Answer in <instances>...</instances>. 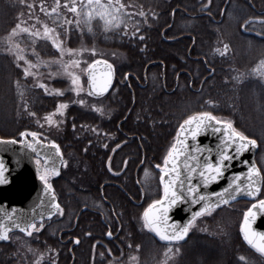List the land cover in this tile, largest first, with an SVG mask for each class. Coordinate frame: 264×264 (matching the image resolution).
<instances>
[{"label": "trees", "instance_id": "1", "mask_svg": "<svg viewBox=\"0 0 264 264\" xmlns=\"http://www.w3.org/2000/svg\"><path fill=\"white\" fill-rule=\"evenodd\" d=\"M36 2L0 0V40L7 36L18 19L29 17L32 9L29 10L27 5H36ZM124 2L128 3V0ZM226 2L212 0L208 5L207 0H131L133 5H143V10L148 13L147 22H144V18L136 19L141 21L139 27L143 40L137 37L127 39L116 32L103 33L99 25L94 24L93 33L85 30L79 35L73 32L68 44L75 48L84 43L88 47L94 45L123 54L125 63L118 69L120 78L102 98L105 100V110L125 115L132 109L130 114L134 124L160 126V133L164 134L167 142L166 151L179 125L188 115L210 111L233 121L237 129L258 141L260 149L255 159L264 172L261 166L264 159V80L253 71L264 60V36L259 35L264 32V0H230L228 6ZM136 10L139 11V8ZM20 13L24 15L21 17ZM225 44L229 46L228 51L221 55ZM216 49H220V52ZM36 50L45 58L57 55L46 41H38ZM188 57L198 60L191 62ZM162 64L165 66L166 85H174L181 71L189 72L198 83L204 76L208 78L201 91L194 93L188 87V76L182 74L178 91L166 95L161 88ZM206 67L210 72L206 71ZM126 74H130L131 83L135 79L143 83L146 75L147 86H134L130 91L125 84ZM17 79L23 86L22 98L15 85ZM131 93L134 94L133 98ZM63 101L65 98L44 95L41 89L23 78L21 69L13 59L0 51V137L19 139V133L25 130L39 134L36 120L46 117ZM209 101L214 103L210 104ZM31 112H35L36 116L30 115ZM67 117H71V121L68 120L64 133L55 139L62 150H68L66 143L68 145L69 142L96 139L90 133L82 134L81 131L83 126L97 128L100 121L96 113L72 106ZM89 182L93 185L98 181L89 178ZM58 184L55 188L63 206V179H59ZM79 184L71 183L75 189L80 188ZM239 204L249 205L251 202H230L215 211L216 214L207 218L205 223L210 228L220 225L221 229V226H225L222 215L229 207ZM228 211L231 213L232 210ZM139 214L138 211L134 212L131 226L133 255L139 256V264H156L162 259L167 243L160 242L152 232L141 228ZM232 227L217 235L190 232L184 242L173 244L180 251L169 264H264V256L243 239L239 223ZM137 244L140 245L138 250L135 247ZM240 255L248 260L239 261Z\"/></svg>", "mask_w": 264, "mask_h": 264}, {"label": "snow or ice", "instance_id": "2", "mask_svg": "<svg viewBox=\"0 0 264 264\" xmlns=\"http://www.w3.org/2000/svg\"><path fill=\"white\" fill-rule=\"evenodd\" d=\"M24 3V0H21ZM208 5H211L212 0H207ZM27 7L31 10L36 5L28 4ZM139 8V11L134 13V9ZM39 10L45 14V16L52 18V24L45 21H41L39 17H33L31 11H29V18L33 19L35 23L31 26L27 24L25 20H19L9 30L6 38L4 39L5 52L11 53L14 57V63L22 71L23 78H33L36 83L35 87L43 89L45 93H49V85L40 78L41 73L38 71L43 66L51 67L52 64L59 66V73H51L52 76L64 75L70 81L71 91L74 92L78 97L83 92H88L89 95L95 97H102L104 94L109 92V89L113 86V79L115 76V69L107 61L103 63L107 66L108 71L102 80H98L93 68L100 61L93 60L88 63L86 60L84 63L86 67L81 69L88 74V87L85 88L81 81V76L77 74L76 69L81 68L82 60L84 59L83 54L88 52L95 54V48L79 47L72 48L65 45V39L68 37L69 32L74 26L76 30L83 33L85 30L88 33L94 32V22L99 23L105 32L119 31L123 26L122 35L137 37L140 40L144 39L140 33L141 21L136 20L135 17L139 16L144 18V22H147L148 13L143 10V5H133L131 0L125 3L124 0H55V6L50 7L45 11V0H40ZM67 13L72 14V19L68 18ZM24 13H20L22 17ZM155 15V13H152ZM135 21V23H132ZM247 23V22H246ZM39 24L40 27H37ZM84 27H81V25ZM132 27L131 32L128 31L129 27ZM62 30V31H61ZM23 34H27L28 38L32 41L31 48L22 47L18 42V37H22ZM264 36V32L259 33ZM63 37V38H62ZM39 40L49 41L51 46L58 51V55L44 60L39 56L36 50V44ZM228 45L223 46V52L221 55L228 51ZM220 52V49H216ZM28 53H31L34 59H30ZM67 57V59H65ZM253 71L264 78V60H261ZM239 79V77H237ZM17 91L21 98L23 97V86L19 79L15 81ZM51 94L63 96L64 92L59 89H53ZM77 103L84 105L85 99L81 98L76 101ZM209 103H214L209 101ZM27 108V103H25ZM97 112L103 113V105L96 106L92 105ZM68 108L67 102H60L53 113H49L45 119L49 124H56L59 126V120L53 119V117L59 113L63 116L64 111ZM30 115L36 116L35 112H31ZM218 126V127H217ZM76 125L73 124V128ZM213 128L215 132H223L224 149L234 148L235 154H230L229 151L220 149L218 158L213 159L209 155L206 159H201L202 149L197 146L194 149L188 145V137L190 136L193 140L202 131H207L208 128ZM29 135L36 138L35 143L28 140ZM19 136L23 137V140L17 141L14 138L11 140H5L0 137V143H22L26 144L27 147L31 148L33 152L38 151L37 144H43V141L39 139L37 132H31L25 130L19 133ZM50 145L55 149L61 157L63 153L60 152V146L53 140L50 141ZM119 147V145H117ZM258 147L257 140L246 135L234 126L233 121L218 118L210 111L196 112L188 115L183 122L179 125V130L175 142L171 145L167 155L163 160L162 165H156L158 169H161L162 174L160 181L163 184V195L160 199L153 200L148 204L147 208L142 214V225L150 232L154 233L161 241L167 242L164 248L162 259L157 261L156 264H169V261L179 253L180 249L173 248V242H179L188 236L189 232L196 223L197 218L204 215H211L216 209L220 208L221 205H229L230 202H234L238 197L240 198H252L254 202L247 207L246 211L243 212L242 223L240 225V231L243 233V239L256 250L261 256H264V231H258L253 227L254 222L258 217H264V172L261 168L256 165L253 161L248 167L247 172H241L233 176L227 187L223 188L220 192H204L201 193V187H207L213 181L221 179L225 171L229 168V161L236 159L238 155L243 154L250 149ZM203 151L210 152V149H204ZM183 157L181 164L180 158ZM52 157L45 155L44 160L47 162ZM40 163L39 160L36 161ZM65 165L67 161H64ZM245 164L249 161L245 160ZM183 167L187 170L188 186L186 191L192 199L201 206L198 211H194L191 218L185 223L174 221L170 212L172 209L186 201L185 195L180 192L179 188H185V182L180 179L182 172L180 168ZM59 175L58 169H49L45 167L41 172L40 179L46 185L45 191H51L53 197L52 208L53 212H49L48 215L51 217L56 212L63 215V209L60 204L55 201V190L52 184L49 183V175ZM198 176L199 182L192 183L191 177ZM168 177V179H166ZM243 177V179H241ZM7 183V179L4 177V166L0 162V184ZM215 197V200L212 197ZM44 217H40V221H43ZM172 221V223H169ZM13 227L21 229L26 232L28 236H32L33 231H39L44 228V223H39L35 219L24 220L19 223H15ZM11 228L5 224L0 223V240H8ZM90 235V234H89ZM113 233L107 232V236L111 237ZM79 243V239L76 240ZM132 247L131 244L128 245ZM136 249L140 248L137 244ZM31 250V249H30ZM111 252V249H107ZM123 254V253H122ZM47 253L40 252L34 264H42ZM101 257L104 253L99 254ZM130 264H139V256L132 255L128 257ZM238 260L245 262L248 260L244 255H240ZM51 264H55L52 260ZM250 264V262H248Z\"/></svg>", "mask_w": 264, "mask_h": 264}, {"label": "flooded vegetation", "instance_id": "3", "mask_svg": "<svg viewBox=\"0 0 264 264\" xmlns=\"http://www.w3.org/2000/svg\"><path fill=\"white\" fill-rule=\"evenodd\" d=\"M188 60L197 62L198 59L188 57ZM161 66V88L166 95H173L178 91L182 74L188 76V87L194 93L201 91L208 78L204 76L198 83L189 72L181 71L177 74L174 85H166L165 66ZM207 70L210 72L208 67ZM119 78L118 70L115 69L112 88ZM125 84L130 91L134 86L144 88L147 86V76L145 75L143 83L138 79L131 83L130 74H126ZM131 94L133 98L134 94ZM131 112L132 109L124 115L104 110L103 114H97L100 121L97 125L98 140L74 141L68 145L66 143L67 151L60 147V152L63 153L61 172L59 175L50 174L49 177L63 209V215L60 216L58 212L51 220L36 221L38 226L43 222L44 228L38 232L33 231L32 236H28L24 231H13L9 233L8 240H0V264H20L26 256L32 259V255L38 251L49 254L50 260L45 264H51L52 260L55 264H102L114 254L121 255L133 250L131 226L134 212L140 213V222L141 214L150 200V191L154 190L157 184L163 195V184L161 182L160 187L157 179V175L162 174V171L156 165L163 164L168 150H165L167 142L164 140V134L160 133L161 127L150 124L136 125L133 123ZM134 130L140 133H133ZM176 136L177 133L169 144V149ZM71 154L73 163L80 162V165L71 169L72 173L78 170L83 175V180L92 178L98 182L87 188L75 189L70 179L62 177V206L54 182L61 178L64 161H67ZM37 165H42V162ZM144 177L146 183L143 181ZM108 231L113 233L111 237L107 236ZM14 237L20 242L11 243ZM77 239L79 243H76ZM129 244L132 245L131 248L128 247ZM107 249H111V252ZM101 252L104 253L103 257L99 255Z\"/></svg>", "mask_w": 264, "mask_h": 264}, {"label": "water", "instance_id": "4", "mask_svg": "<svg viewBox=\"0 0 264 264\" xmlns=\"http://www.w3.org/2000/svg\"><path fill=\"white\" fill-rule=\"evenodd\" d=\"M229 2L230 0H227L226 6H228ZM93 71L95 72L97 79L102 80L107 73L108 68L103 63V60H100V63H97L95 65ZM86 75L88 87V74ZM110 90L111 88L109 89V91ZM106 94H104V96ZM4 139L11 140L13 138ZM23 139L24 138L21 137L17 141ZM28 140H31L33 141V143H35L36 138L30 136L28 137ZM222 140L223 132H215L213 131V128L210 127L207 131H202L195 140H193L189 136L187 142L190 148L194 149L195 147L199 146L202 149V153L200 154L201 159H206L209 155H211L213 159H217L219 150L224 149ZM234 148L235 146H233L232 149L224 150L229 151L230 154H235ZM37 149L38 151L33 152V150L27 147L26 144L0 143V162L3 163L4 177L7 179V183L0 184V223L10 227L12 229L11 232L22 231L21 229L13 227L15 223H19L28 219H35V221H40L41 216L44 217V220H51L58 213L56 212L54 215L49 217L48 213L54 211V209L52 208L53 197L51 195V191H45L46 185L40 178H38V174L45 167L49 169H58L60 173L63 163V156L61 157L58 153H56L55 149L49 143H46L44 141L43 144H37ZM204 149H210L211 151H203ZM258 151L259 144L258 147L250 149L249 151L238 155L236 159L227 162L230 166L225 171L223 177L218 181H213L207 187L202 186L200 192H220L223 188L227 187L233 176L241 172L246 173L248 167L253 161L257 165L255 158L258 154ZM45 155H50L52 158L46 162L44 160ZM36 160H40L42 162V165L37 166ZM245 160L249 161V163L245 164ZM180 162L182 164L183 157L180 158ZM180 171L182 172L180 179L185 182V188H179L178 190L182 192L183 195H185L186 201L182 204L176 205L170 212V215L172 216L174 221H178L182 224L187 222V220L191 218L192 213L194 211H198L201 205L197 204L186 191V188L188 186V178L186 175L187 170L181 167ZM166 179H168V177H166ZM241 179H243V177ZM191 180L194 184L198 183L199 177L193 176L191 177ZM212 199L215 200V197L213 196ZM237 200H245L248 202L253 201L252 198L240 197H238ZM55 201L58 202V198L56 195ZM222 206L224 205H221V207ZM169 223H172V221H169ZM253 227L258 231H264V217H258L254 222ZM153 235L155 234L153 233ZM187 237L179 242L185 241ZM156 238L160 240L157 236ZM162 242H164V244L167 243L165 241ZM179 242L173 243L175 244Z\"/></svg>", "mask_w": 264, "mask_h": 264}, {"label": "rangeland", "instance_id": "5", "mask_svg": "<svg viewBox=\"0 0 264 264\" xmlns=\"http://www.w3.org/2000/svg\"><path fill=\"white\" fill-rule=\"evenodd\" d=\"M39 6H40V0H37L36 7L32 8L31 15L33 17H39L41 21H45V22H47V23H49L51 25L52 24V18L48 17V16H45V14L39 10ZM53 6H55V0H45V11H47L48 8L53 7ZM136 11H138V10L134 9V13ZM67 15H68L69 19L73 18L71 13H67ZM137 18H142V17L136 16L135 19H137ZM25 21H27V24L29 26H31L33 23H35V21L33 19H30L29 17L27 19H25ZM132 23H135V21H133ZM94 24H98L99 25L98 27L100 28L101 32H103V33L116 32V33H120L122 35L123 26H121V30H119V31L105 32L102 29V27L100 26L99 23L94 22ZM94 24H93V27L95 26ZM36 26L40 27L39 24H36ZM81 27H84V25L82 24ZM131 30H132V27L130 25L128 31L131 32ZM73 32L74 33L77 32L79 35L83 34L80 31L76 30L75 27L73 26L72 30L69 32L68 37L65 39V45L67 47H70L69 44H68V40H69V37L72 35ZM139 35H140V33H138V36ZM123 37H125L127 39L135 38V37H131V36H123ZM5 38L6 37H4L2 40H0V51L4 55H7L11 59H13V62H14L15 57L11 53L5 52L3 50V48L5 46L4 45V39ZM17 39H18V42L21 44L22 47L31 48L32 45L30 43H32V41L28 38L27 34H23L22 37H18ZM39 41H45V40H39ZM46 42H48L51 45V43L49 41H46ZM82 46L87 47V48H95L96 49V53L94 55L90 54L88 52H85L83 54L84 59L82 60L81 68L80 69H76L77 74H79L81 76V81L83 82V84H84L86 89H87V75H86L87 72L81 71V69L86 67V64L84 63L85 60L88 63H91L93 60L107 61L109 64H112L114 69H116V70H118L123 65V63H125V57L121 53H118V52H115V51H110V50L104 49V48L99 47V46H94V45H93V47H88V46L84 45V43L80 44L78 47H75V48H79V47H82ZM55 51H56V53L58 55V51L57 50H55ZM28 55H29L30 59H34V57L32 56L31 53H28ZM39 56L41 58H43L44 60H49L50 59V58L42 57L40 54H39ZM65 59H67V57H65ZM38 71L42 74L40 78L43 80V82H45V83H47L49 85V93H51L53 89L59 88V89H61L64 92V95L63 96H59V95H55V94H51L50 95L49 93H45L43 91V89H41L39 87H36V88L41 89L43 91L44 95L65 98V101H63V102H67L68 103V108L64 111L63 116H61L59 113H57L53 117V119L61 121L59 126H57L56 124H49L46 121L45 117L43 119H41V120H36L35 123H36V126H37L36 129L39 132V139H41L44 142L49 143V144H50V141H53V140L56 142L55 139L57 138V136L61 135L62 132L64 133V128L67 127L69 121H71V119H70L71 117L69 118L67 116H68V111H69V109L72 106L80 107V108H82L85 111L96 113V115L104 113V111H103V113L97 112L95 110V108L92 107V105H96V106L103 105V108L105 110V100L104 99H102V98L101 99L94 98L91 95H89L87 91L81 93L80 96L78 97L74 92L71 91L70 81L67 78V76L60 75V74L55 75V76L51 75V73H59L60 69H59L58 65L52 64L50 68L48 66H43L40 69H38ZM26 79L29 80L35 87L36 81L33 78L29 77V78H26ZM263 80H264V78H263ZM81 98L85 99V101H86V103L84 105H81V104L76 102V101H78V99H81ZM53 112H51V113H53ZM217 117L221 118V119L229 120V119L224 118V117H220V116H217ZM81 128H82V130H81L82 134H86V133L89 134L90 133L91 137H95L97 139L96 136L99 135V131H98L97 128L90 127V126H83ZM30 136L31 135H29V137ZM16 140H18V139H16ZM69 158L67 160V164L66 165H65V163L63 164V174H62L61 178H59V179L61 180L62 177H64V178H66L68 180L70 179L71 183L80 182V184H79L80 188L89 187V185H90L89 180H86V179L83 180L82 179L83 175H81V173L78 172V170L77 171H73V173L71 171V169L74 166L76 168L78 165H80V162H76V163L74 162L73 163V159L74 158H73L72 154H71V156ZM261 166L264 168V159L261 161ZM160 176H161V173H159L157 175V179H158V181L160 183L159 186L161 185ZM145 178L146 177H144V180H143L144 183H146V181H147ZM150 178H151V176H150ZM51 182H52V180L49 177V183H51ZM54 185H59L58 181L54 182ZM63 187H64V184H63ZM62 191H63V189H62ZM161 197H162V193L160 191V188H158V184H157L155 186L154 190L151 189V191H150V196L148 197L150 200H149L148 204H150L153 200L160 199ZM246 202H248V201H246ZM250 202L252 203L254 201H250ZM148 204L145 206V209L147 208ZM249 206H250V204L249 205H244V204L240 205L239 204V205H234L232 207H229L228 210H232V211L230 213L227 210V212L222 215V216H224L223 219L225 218L224 219V222H225L224 225L225 226H223V227L221 226V229L219 228L220 225L218 226V228L217 227L210 228V226L207 223H205V220L207 218L212 217L214 215V213L216 214L215 211L218 210V209H216L211 215H204L205 216L204 218H202L203 217L202 216L199 219H197L195 225L193 226V228L191 229L190 232L197 231L198 233H204L205 232V233H210L211 235H213V234L217 235L218 233L223 232L224 230H225V232L229 231V229L231 230L233 228L232 225H234L236 223H239V228H240V225L242 223L243 212H244L242 210L244 209L246 211L247 207H249ZM233 210H234V212H233ZM140 225H141V228L143 229L142 214H141V219H140ZM144 229H146V228H144ZM16 242H20V241L18 240L17 237H14L12 239L11 243L16 244ZM173 248L175 249L176 247L173 246ZM39 253H40V251L35 252L34 255H32V259H30L28 256H26L24 258V261H20V264H34V261L37 259V256H38ZM132 255H133V250H130L129 253L123 252V254H121V255L119 254L118 256H113L112 255V257L110 258V260L108 261L107 264H130V262L128 260V257L132 256ZM49 260H50V257H49V254H47L45 256L44 261L42 262V264L47 263V261H49Z\"/></svg>", "mask_w": 264, "mask_h": 264}]
</instances>
